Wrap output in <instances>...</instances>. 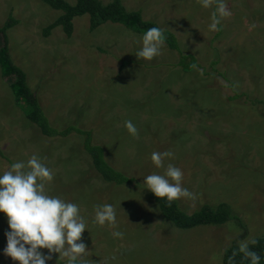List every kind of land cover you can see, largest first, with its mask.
Here are the masks:
<instances>
[{
    "label": "rangeland",
    "instance_id": "374dc122",
    "mask_svg": "<svg viewBox=\"0 0 264 264\" xmlns=\"http://www.w3.org/2000/svg\"><path fill=\"white\" fill-rule=\"evenodd\" d=\"M224 2L231 15L219 31H209L213 8L199 0H122L127 10L173 32L183 53L197 58L199 66L185 72L165 44L152 60L137 58L142 35L120 24L90 31L82 15L73 18L71 36L61 27L45 36L60 11L42 0H0V27L9 16L16 20L7 30L11 58L49 123L90 131L109 164L135 179L104 180L74 131L44 136L16 105L11 78L0 71V172L34 154L43 158L53 175L46 191L79 204L86 219V264H220L227 246L264 233V0ZM127 120L137 136L127 132ZM164 151L174 158L156 168L151 153ZM169 163L183 170V186L192 193L176 200L182 211L224 202L234 218L187 230L167 221L147 197L143 177L163 174ZM102 203L114 205L116 228L93 222V205ZM6 230L0 213V264H19L3 254ZM117 230L122 239L112 236ZM51 256L46 264H65L58 253Z\"/></svg>",
    "mask_w": 264,
    "mask_h": 264
},
{
    "label": "clouds",
    "instance_id": "9594fccd",
    "mask_svg": "<svg viewBox=\"0 0 264 264\" xmlns=\"http://www.w3.org/2000/svg\"><path fill=\"white\" fill-rule=\"evenodd\" d=\"M199 3L204 8H213L208 28L209 31H219L222 19L231 15L224 0H199ZM164 43L162 28H148L142 35L137 58L152 60L160 55ZM124 126L131 136L138 135L131 120L125 121ZM172 158L174 153L171 151L152 152L150 156L156 168L164 167V161ZM143 178V189L150 190L169 204L192 196L183 186V170L172 163L167 165L163 174L153 172ZM52 179L51 169L42 157L35 154L26 162H13L7 170L0 172V213L5 214L8 225L4 233L6 246L3 254L19 264H46L52 259V253H58L65 264H86L84 257L89 250L82 240V233L88 230L86 219L80 214L79 204L46 191V184ZM93 210L95 224L118 226L113 204H95ZM112 236L122 239L124 233L117 230ZM240 248L250 264H259L260 257L250 251L247 244Z\"/></svg>",
    "mask_w": 264,
    "mask_h": 264
},
{
    "label": "trees",
    "instance_id": "16d2710c",
    "mask_svg": "<svg viewBox=\"0 0 264 264\" xmlns=\"http://www.w3.org/2000/svg\"><path fill=\"white\" fill-rule=\"evenodd\" d=\"M50 8L60 11V15L48 26L43 29V35L48 36L52 29L61 27L66 36H71L73 32V18L87 15L89 19V30L93 31L106 22L120 24L126 29L138 35L150 27L157 26V23L142 18L141 12L127 10L122 0H111L103 3L101 0H76L75 4H69L65 0H42ZM16 23L11 16L0 27L2 44L0 46V71L3 78H11L9 83L10 90L17 106L21 107L26 118L35 124L44 136L49 138L58 136L65 137L72 131L83 136L84 149L91 156L95 170L101 177L115 184H130L135 179L127 176L109 164L105 157V148L102 145L92 142L90 131L70 125L65 128H56L49 123L44 114L38 95L31 90L27 83L26 73L16 66L9 52L7 30ZM161 28V27H160ZM165 36V45L178 54L175 66L183 71L189 72L199 66L197 58L193 54L183 53L176 35L168 29L162 28ZM213 62L211 65L213 66ZM0 155H3L0 151ZM147 197L157 204L163 217L173 226L187 230L199 226L221 225L234 218L232 208L227 203L215 205L204 204L192 213L182 211L178 204L173 201L169 204L165 199L156 197L151 191ZM255 241V243H252ZM248 245V249L255 252L259 257V264H264V233L255 238ZM220 264H250V260L245 257L237 244H230L223 253Z\"/></svg>",
    "mask_w": 264,
    "mask_h": 264
}]
</instances>
